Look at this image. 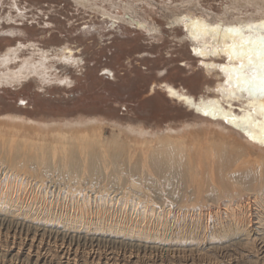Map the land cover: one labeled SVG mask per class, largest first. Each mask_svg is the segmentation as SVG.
<instances>
[{"label": "rangeland", "instance_id": "1", "mask_svg": "<svg viewBox=\"0 0 264 264\" xmlns=\"http://www.w3.org/2000/svg\"><path fill=\"white\" fill-rule=\"evenodd\" d=\"M114 3L115 9L106 6L105 13L99 14L76 6L73 0H0V55L21 48L19 60L15 61L18 68L20 60L33 55L37 61L40 53L44 54L49 58L46 65L52 67V74L71 81L68 87L56 84L40 87L34 80L15 87L3 85L0 116H23L46 123L97 118L120 126H142L152 132L169 127L178 129L185 123L216 122L264 148L236 126L239 118L249 111L248 95L238 92L235 98H230L228 92L235 89V80H230L222 70L239 63L228 58L227 49L232 41L224 38V29L259 24L264 22V14L254 12L256 19L245 21V13L254 11L247 8L237 17L240 21L234 15L224 18V9L231 6L229 0H114ZM172 12L178 22L171 20ZM19 14L24 17L19 18ZM197 21L207 25V30ZM61 53L70 55L74 64L59 61ZM214 106L219 110H214ZM206 111L209 114L205 115ZM111 130L110 126L104 127L103 134L112 136ZM41 169L32 181L12 177L5 184L17 191L21 182L28 181V189L21 187L17 191L28 200L34 190L46 192L48 214L59 217V221L44 222L41 218L47 213L41 208L40 219L20 218L18 222L10 221L13 224L6 221V214L0 213V264H264V254L251 250V245L247 249L235 243V239L233 244L208 240L204 231L209 233L213 228L211 213L200 214L197 204L179 211L183 197L193 203L195 194L174 179L163 183L151 171L147 172L150 177L146 171L139 175L135 170L121 169L115 183L112 181L118 173L114 174L111 167L109 181L93 179L85 173L78 189L62 174ZM2 170L0 166V194L4 193L6 181H2L5 175ZM56 175L62 178L57 179ZM80 192L91 199L97 192L123 198L112 204L117 212L112 213L111 209V213L103 216L113 223L123 220L126 214L128 221L136 222V214L144 206L156 210L141 223L150 230L149 237L93 234L83 227L78 231L65 230L60 220L72 213L66 200ZM182 213H186L185 219L179 220ZM177 222L187 237L182 242L170 236ZM172 223L170 229L168 225ZM255 227L252 233H261ZM193 236L199 239H188ZM222 246L226 249L222 250Z\"/></svg>", "mask_w": 264, "mask_h": 264}, {"label": "bare ground", "instance_id": "2", "mask_svg": "<svg viewBox=\"0 0 264 264\" xmlns=\"http://www.w3.org/2000/svg\"><path fill=\"white\" fill-rule=\"evenodd\" d=\"M229 1L231 6L224 9V18L234 15L236 20H239L237 17L241 16L243 11H247V8L254 11L249 15L245 13V21H254L256 14H264V0ZM73 2L86 11L90 10L92 13L99 14L105 13L106 6L112 9L117 7L114 0H73ZM15 6L19 11L16 2ZM127 7H129L128 4ZM131 14L129 13V15ZM17 16L19 18L24 17L22 14ZM176 17L177 15L175 16L172 12L170 15L171 20L178 22L179 19ZM30 47L35 48L32 44ZM20 51L21 48H15L0 55V88L3 85L15 87V85L31 80L37 82L40 87L51 84L68 87L71 84L68 77L63 79L52 74V67L47 66L49 58L41 53L37 61H34L33 55L20 60L21 63L17 68L15 64L18 62L15 61L19 60ZM69 56L61 53L58 59L62 63L70 64L74 61L70 60ZM109 126L112 129V136L106 137L103 134V129ZM0 166L3 169L2 171L5 172V178L3 177L2 181L6 179L3 182L4 193L0 194V213L6 214V221L10 224H13L11 223L13 220H21L20 218L32 219L36 217V219H40V208L44 214L47 213L45 216L42 214L44 218L41 219L44 222L59 221V217L57 219L52 216L53 214L49 215L47 209L49 204L47 203V207L45 205L49 198L46 192L31 189L33 191H31V197H29L30 195L27 196L29 200L24 199L17 191L27 188L30 184L26 183L28 181L21 182L18 185L19 189L12 191V187L5 184L12 177H20V181L31 178L30 181H32L38 175L36 173L42 168L43 172L48 173L49 170H52L62 174L69 184L80 189L84 182L83 176L85 173L93 179L99 177L101 181L107 182L110 179L108 176L111 175H108V170L112 167L114 174L118 173L114 175V180H111L115 182L119 179L117 176L121 169H126V171L128 169L130 172L135 170L139 175L143 174L144 171H146V174L151 171L159 181L170 183V180L174 179L183 184L192 194H195L193 203L182 196L185 200L179 203V211L183 212L184 207L197 204L196 208L200 211V214L202 211L211 213L213 223V226H211L213 228L209 233V230L204 231V236L206 235L208 240L219 239V242L222 240L229 244L235 239V243L237 242L238 245L240 244L247 249L251 245V250L255 249V252L261 255L264 254V148L219 123H185L178 129L169 127L164 131L152 132L142 126H120L117 123H109L97 118L46 123L35 119H27L23 116L1 115ZM33 168L37 171H33ZM48 177L54 178L53 176ZM60 177L59 179L62 178ZM120 180L117 182L120 183ZM132 182L133 180H130V183ZM97 193L93 199L85 192L77 193V196L75 194L69 196V200L66 201L68 202L67 205L72 208V213L70 214L68 211L69 213L64 215L65 217L63 216L64 219L60 220V224L65 230L78 231L83 227L93 234L98 232L102 235H123L136 239L142 236L149 237L150 230L142 226L141 223L145 218L152 217V213L155 214L156 210L154 211L150 207V209H146L144 206L136 214L138 217L136 222L128 221L126 214L123 220L120 219L117 222L114 220L113 223L103 216L111 213V209L112 213L117 212L112 204L121 201L123 198L119 199L113 194L103 196L101 193ZM24 194H26L25 191ZM37 203L41 205H37ZM139 204L137 203V205ZM207 206L210 209H206ZM178 209L175 208V211ZM253 210L255 214L252 213ZM159 212L161 211L159 210ZM183 214L186 213L180 214L178 216L179 220L185 219ZM151 219L153 220V218ZM168 226L172 229L174 224ZM253 226H257L255 229L261 231L260 235L256 231L252 233ZM174 228L170 235L171 239L173 238L179 242L186 240L185 232L179 227L178 222ZM8 235L9 233L7 238ZM188 239L196 241L199 238L193 236ZM225 246L227 247V245ZM224 247L222 246L221 249L223 250Z\"/></svg>", "mask_w": 264, "mask_h": 264}, {"label": "snow or ice", "instance_id": "3", "mask_svg": "<svg viewBox=\"0 0 264 264\" xmlns=\"http://www.w3.org/2000/svg\"><path fill=\"white\" fill-rule=\"evenodd\" d=\"M196 23L207 30V25L200 21ZM224 38L232 41L227 49L229 60L236 59L239 62L236 67L230 65L222 69L236 84L228 95L235 98L238 92H246L249 100V111L239 118L236 126L264 145V22L225 28ZM214 110L219 109L214 106ZM204 114L209 113L206 111Z\"/></svg>", "mask_w": 264, "mask_h": 264}]
</instances>
